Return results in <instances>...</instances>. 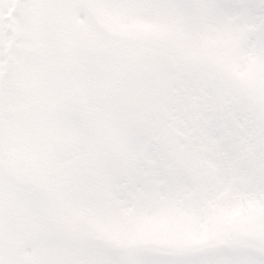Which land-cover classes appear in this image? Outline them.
Returning a JSON list of instances; mask_svg holds the SVG:
<instances>
[{
    "label": "snow or ice",
    "instance_id": "snow-or-ice-1",
    "mask_svg": "<svg viewBox=\"0 0 264 264\" xmlns=\"http://www.w3.org/2000/svg\"><path fill=\"white\" fill-rule=\"evenodd\" d=\"M0 264H264V0H0Z\"/></svg>",
    "mask_w": 264,
    "mask_h": 264
}]
</instances>
